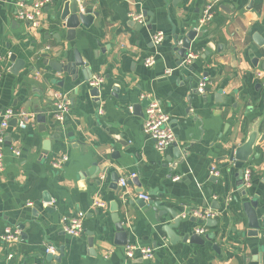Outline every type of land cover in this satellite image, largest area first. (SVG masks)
<instances>
[{
    "label": "crops",
    "instance_id": "0c3cea01",
    "mask_svg": "<svg viewBox=\"0 0 264 264\" xmlns=\"http://www.w3.org/2000/svg\"><path fill=\"white\" fill-rule=\"evenodd\" d=\"M67 1L50 0L35 28L17 19V0H0V119L7 108L34 114L27 127L10 125L11 119L5 131L0 264H264V226L248 233L242 205L255 201L264 222V0H219L201 27L208 0H85L97 16L88 27L79 24L74 35L59 19ZM130 11L144 21L130 20ZM190 30L201 34L188 50L196 57L179 65L174 46ZM157 32L164 38L154 45ZM73 50L87 67L71 74L48 64L72 61ZM11 55L24 62L16 73ZM149 55L154 63L145 66ZM83 69L100 79L98 96L90 95L95 86L85 81ZM203 78L205 91L199 93ZM55 93L68 97L62 121L54 117ZM142 95L160 102L185 156L177 158L173 145L155 148L143 130ZM253 133L252 154L243 165L251 179L242 188L230 152ZM131 173L139 184L130 182ZM113 174L126 178V185L113 188ZM139 193L152 204L139 206ZM113 203L126 243L154 248L152 258L129 259L126 244L115 243ZM207 209L215 223L192 220H207L193 215ZM173 213L181 217L174 235L203 227L204 241L172 240L165 228ZM63 214L82 217L79 236L62 231ZM5 228L18 229V240L2 239ZM48 245L56 249L50 254L60 255L62 248L58 260L47 259Z\"/></svg>",
    "mask_w": 264,
    "mask_h": 264
},
{
    "label": "built area",
    "instance_id": "2783aa9c",
    "mask_svg": "<svg viewBox=\"0 0 264 264\" xmlns=\"http://www.w3.org/2000/svg\"><path fill=\"white\" fill-rule=\"evenodd\" d=\"M219 0H208L205 7L202 10V13L199 18V27L203 26L207 22H209L214 16L216 5ZM50 0H17L16 2V11L15 15L17 19L22 20L29 24L32 27H39L42 21L43 9L46 4H48ZM130 20L142 23L144 21V17L140 12L130 11L128 14ZM164 36L162 32H157L152 37V42L154 45H158ZM177 44H182V41L177 42ZM189 53V52H188ZM196 57L195 54L189 53L185 57L183 61L185 64L189 63ZM154 63V57L152 55L147 56L144 59L145 66H151ZM100 82L99 78H92L89 83L91 85H98ZM206 81L203 78L198 82L197 90L199 93H203L205 91ZM141 97L146 98L147 104L144 109V117H143V130L144 132L154 141V146L157 150L161 151L169 146H171L175 141V132L171 127L169 115L164 111L160 102L150 97L149 95H142ZM53 112L54 117L57 121H62L67 112H68V97L64 93H55L53 95ZM11 119H16L17 124L25 128L28 124L32 123L34 120V114L29 113L25 110H14L12 108H7L1 115L0 119V166L2 164L3 158V144L5 138V131L8 128L9 121ZM14 155H18L19 151L14 149ZM67 157H62L57 159L54 162L55 167H59ZM211 173L214 175L218 174V171L211 167ZM135 177V173L129 174V178ZM179 177L174 176L173 180H177ZM251 179V169L249 167H245L242 170L241 175V184L242 188H246L249 185ZM127 183L126 178H119L118 184L121 187H124ZM138 197L143 199L144 201H149V196L143 193H139ZM97 206H104L105 203L103 201L96 200L94 202ZM196 217H200L202 219L210 218L213 215L212 210L207 209L203 212L195 211L193 213ZM185 216V215H183ZM61 228L62 231L71 236H79L83 231V220L82 217L71 215V214H63L61 216ZM203 227H198L194 230V233L197 235H201L204 232ZM1 238L6 241H16L19 238V230L5 228ZM56 249L53 245H48L46 247L47 253H53ZM125 255L129 259H133L135 257H140L142 259H150L154 255V248L148 246H141L138 243H126L124 246Z\"/></svg>",
    "mask_w": 264,
    "mask_h": 264
},
{
    "label": "water",
    "instance_id": "95a60500",
    "mask_svg": "<svg viewBox=\"0 0 264 264\" xmlns=\"http://www.w3.org/2000/svg\"><path fill=\"white\" fill-rule=\"evenodd\" d=\"M82 1L80 4L77 2V0H68L62 5V9L59 14V19L62 21V26H64L68 33L70 32L71 35H74V30L78 27L79 24L83 25L84 27H88L92 19L97 16V12H93L92 10V2H87L85 0ZM82 5V10H80V6ZM201 34L199 32H196L195 30H190L187 32L186 36L183 38L181 47H177V41L175 43L174 49L175 51H178V54L180 56V60L178 64H181L182 58L186 57L188 54V50L190 47V42L195 36H200ZM176 39V37H175ZM260 45L264 44V40H261ZM61 54V52L58 53V55ZM63 56H66V53H62ZM10 61L13 63V68L11 72L16 73L18 69H20L23 65V61L20 59H17L15 55L10 56ZM54 70H57L58 72L65 70L67 72H70L71 74H74L76 69L87 67L88 65L82 60V57L78 50H73V58L72 61L67 62L66 64H63L60 61H51L48 63ZM87 71V73L85 72ZM83 78L85 81H88L92 78V74L89 72V69L82 70ZM114 90L117 88L114 87ZM89 93L91 96H98L99 95V88L97 86L91 87L89 89ZM145 104H147V100L144 101ZM16 119H12L10 122V125H15ZM255 136L256 134L253 133L250 136H248V139L241 145L236 146L235 148H232L230 152V158L235 160V167L238 168L240 176L242 175L243 165L248 160V157L252 154V146L255 142ZM175 148L174 154L177 158H180L182 155L185 156L186 151L185 149H181L176 142L172 144ZM118 182V175L113 174L112 176V187L113 188H120V186L117 185ZM130 182H133L135 184L138 183V177H133L130 179ZM241 182V181H240ZM130 202V201H129ZM132 204V202H130ZM136 203L139 204V206L143 207L146 204V201L139 198L136 200ZM148 204H152V201H148ZM256 202L255 201H246L243 202V208L247 214L248 218V227L249 231L253 232V234H257V231L259 228L264 226V222L259 223V219L257 218L256 212L254 210ZM117 206L115 203H113L112 211H113V221L115 225V237L117 238L115 240L116 244L119 245H125L127 242V231L123 228L122 221L120 220L118 213H117ZM174 217V222L169 225L167 228H165L168 236L172 240H179L186 241L189 239L190 242L194 243H202L204 241L203 238H201L199 235L195 234L194 232H191L190 234H184L182 237L176 236L171 232V229L173 227H176L179 221L181 220L180 216H177L176 213L172 214ZM193 221H197L198 223H205V225L210 226L212 223H215V220L213 219H207V220H200L197 218H192ZM208 238V236H205ZM89 246L92 247V236L88 238ZM62 248H60V255L50 254L47 253V259L51 260L52 258H55V260H58V257L62 256Z\"/></svg>",
    "mask_w": 264,
    "mask_h": 264
}]
</instances>
